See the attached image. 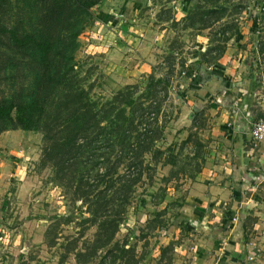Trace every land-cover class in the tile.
Instances as JSON below:
<instances>
[{
  "label": "rangeland",
  "instance_id": "1",
  "mask_svg": "<svg viewBox=\"0 0 264 264\" xmlns=\"http://www.w3.org/2000/svg\"><path fill=\"white\" fill-rule=\"evenodd\" d=\"M90 10L67 64L74 90L42 95L54 116L84 89L90 122L78 136L91 144L48 160L43 130L0 134V264H226L231 212L223 204L206 218L187 203L227 139L220 106L232 112L233 99L223 85L246 78L253 115L264 116V0H101ZM8 45L0 37V97L33 79L34 65ZM148 135L164 142L126 194L137 177L128 163ZM256 208L251 221L264 217Z\"/></svg>",
  "mask_w": 264,
  "mask_h": 264
},
{
  "label": "trees",
  "instance_id": "2",
  "mask_svg": "<svg viewBox=\"0 0 264 264\" xmlns=\"http://www.w3.org/2000/svg\"><path fill=\"white\" fill-rule=\"evenodd\" d=\"M99 1L0 0V37L8 40L12 52L21 53L34 65L33 79L29 86L13 89L11 95L0 97V134L13 128L43 130L47 140L45 157L48 160L60 151L76 159L80 155L79 151L91 144L81 141L78 136L80 132L88 130L90 122L89 110L85 108L87 103L83 101L86 97L84 89L78 94L80 103L77 107L72 108V102L67 103V100L61 99L54 116L48 94L42 93L47 87H67L70 92L74 90V86L70 85L73 84V75L67 64L77 48L76 39L91 15L90 9ZM63 22L68 25H63ZM126 129H129L128 126L124 134ZM162 139L163 135L161 138L148 135L138 144L139 150L133 153L128 163L129 168L134 167L137 177L125 184L126 194L141 179L147 154L152 153V147ZM240 213L244 221L246 214L244 211ZM245 232L246 229V239L249 236Z\"/></svg>",
  "mask_w": 264,
  "mask_h": 264
},
{
  "label": "crops",
  "instance_id": "3",
  "mask_svg": "<svg viewBox=\"0 0 264 264\" xmlns=\"http://www.w3.org/2000/svg\"><path fill=\"white\" fill-rule=\"evenodd\" d=\"M249 87L246 78L238 81L236 77L223 85L226 90L225 101L233 99L229 106L233 113L228 106H220L223 112L219 119L223 125L219 133L227 139L218 147L217 158L211 161L215 167L214 173H201L200 179L193 184L192 200L187 207L190 214L206 218L213 216L214 210L222 213L223 204L231 212L235 225L234 230L231 228L234 234L229 241L230 246L224 247L228 253L226 264H264V229H260L261 225L264 227V217L258 213L256 220L251 221L249 218L257 214L256 205L264 207V143L256 142L251 135L252 122L257 119L253 111L259 105H254L253 94L250 92L252 87ZM206 94L203 90L200 98L205 99ZM228 184L232 185L227 187ZM247 189L257 194L247 199L244 197ZM233 208L235 211H232ZM241 211L246 214L244 221ZM210 228L216 230L213 225ZM245 229L249 236L246 239Z\"/></svg>",
  "mask_w": 264,
  "mask_h": 264
},
{
  "label": "built area",
  "instance_id": "4",
  "mask_svg": "<svg viewBox=\"0 0 264 264\" xmlns=\"http://www.w3.org/2000/svg\"><path fill=\"white\" fill-rule=\"evenodd\" d=\"M251 135L258 143H264V116L252 123Z\"/></svg>",
  "mask_w": 264,
  "mask_h": 264
},
{
  "label": "water",
  "instance_id": "5",
  "mask_svg": "<svg viewBox=\"0 0 264 264\" xmlns=\"http://www.w3.org/2000/svg\"><path fill=\"white\" fill-rule=\"evenodd\" d=\"M194 116H195V111L190 110V111H188L187 115L185 116V119H186V120H190V119H192Z\"/></svg>",
  "mask_w": 264,
  "mask_h": 264
}]
</instances>
